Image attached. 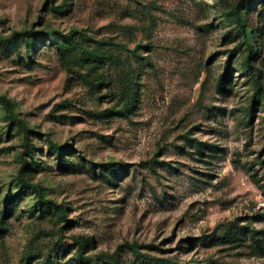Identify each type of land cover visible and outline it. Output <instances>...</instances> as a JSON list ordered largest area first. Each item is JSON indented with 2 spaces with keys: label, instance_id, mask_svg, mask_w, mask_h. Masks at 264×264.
<instances>
[{
  "label": "rangeland",
  "instance_id": "374dc122",
  "mask_svg": "<svg viewBox=\"0 0 264 264\" xmlns=\"http://www.w3.org/2000/svg\"><path fill=\"white\" fill-rule=\"evenodd\" d=\"M0 264H264V0H0Z\"/></svg>",
  "mask_w": 264,
  "mask_h": 264
},
{
  "label": "trees",
  "instance_id": "16d2710c",
  "mask_svg": "<svg viewBox=\"0 0 264 264\" xmlns=\"http://www.w3.org/2000/svg\"><path fill=\"white\" fill-rule=\"evenodd\" d=\"M2 99H3L4 103L8 105L9 100H7V98L4 96H2ZM32 185H34L36 192L38 194V199L41 202L47 204L48 206H54L57 208H62V206L60 204H58L57 202H55L53 199L45 197L43 194V191L38 186H36L35 184H32Z\"/></svg>",
  "mask_w": 264,
  "mask_h": 264
}]
</instances>
